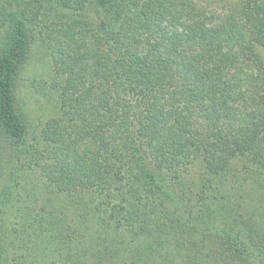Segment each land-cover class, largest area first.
<instances>
[{"label":"trees","instance_id":"trees-1","mask_svg":"<svg viewBox=\"0 0 264 264\" xmlns=\"http://www.w3.org/2000/svg\"><path fill=\"white\" fill-rule=\"evenodd\" d=\"M0 264H264V0H0Z\"/></svg>","mask_w":264,"mask_h":264},{"label":"rangeland","instance_id":"rangeland-1","mask_svg":"<svg viewBox=\"0 0 264 264\" xmlns=\"http://www.w3.org/2000/svg\"><path fill=\"white\" fill-rule=\"evenodd\" d=\"M52 56L48 53V51L43 50L41 48H36L35 54L33 56V61L27 67V70L24 73V78L22 88L24 94L26 95L27 103L31 109V116L33 117L30 121V125L32 126V130L35 135L40 134V132H47L48 126L43 128V125L40 127L41 121L48 120L53 116L54 109L50 103V96H45L43 93V88L46 87L47 82H51V78L54 79V66L52 61ZM48 88V87H46ZM52 106V107H51ZM39 124V125H38ZM44 133V132H43ZM34 135V134H33ZM34 135V136H35ZM52 146L48 148L49 150L53 149V143H50ZM48 157L49 152L47 150H43L41 154ZM39 154H37V157ZM45 159H40L38 161H32L31 164L34 167L37 165L36 169L39 170L38 176L42 178L41 174L45 175L44 169L42 166L49 165L47 168V172L52 174L55 178V172L62 171L61 167H57L53 161H45ZM38 161V163H37ZM41 163V164H40ZM61 173V172H60ZM57 178L62 179L57 176ZM43 179V178H42ZM44 180V179H43ZM65 180V179H64ZM63 182V180H62Z\"/></svg>","mask_w":264,"mask_h":264}]
</instances>
